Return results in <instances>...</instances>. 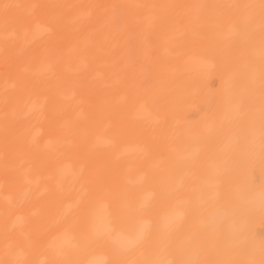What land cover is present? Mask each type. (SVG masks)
<instances>
[{"label":"bare ground","instance_id":"obj_1","mask_svg":"<svg viewBox=\"0 0 264 264\" xmlns=\"http://www.w3.org/2000/svg\"><path fill=\"white\" fill-rule=\"evenodd\" d=\"M264 0H0V264H264Z\"/></svg>","mask_w":264,"mask_h":264},{"label":"snow or ice","instance_id":"obj_2","mask_svg":"<svg viewBox=\"0 0 264 264\" xmlns=\"http://www.w3.org/2000/svg\"><path fill=\"white\" fill-rule=\"evenodd\" d=\"M261 210L264 211V201H262ZM264 243V242H262Z\"/></svg>","mask_w":264,"mask_h":264}]
</instances>
